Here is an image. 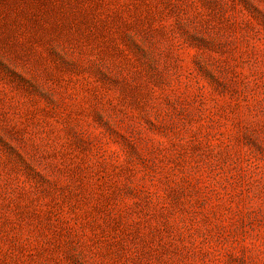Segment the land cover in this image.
I'll return each instance as SVG.
<instances>
[{
  "label": "rangeland",
  "instance_id": "rangeland-1",
  "mask_svg": "<svg viewBox=\"0 0 264 264\" xmlns=\"http://www.w3.org/2000/svg\"><path fill=\"white\" fill-rule=\"evenodd\" d=\"M0 264H264V0H0Z\"/></svg>",
  "mask_w": 264,
  "mask_h": 264
}]
</instances>
